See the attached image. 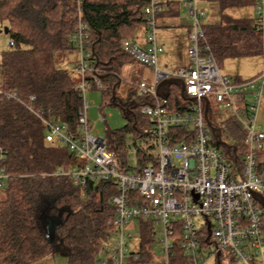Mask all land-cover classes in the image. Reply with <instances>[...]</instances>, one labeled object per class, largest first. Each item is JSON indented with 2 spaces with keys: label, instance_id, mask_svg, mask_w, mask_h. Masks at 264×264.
<instances>
[{
  "label": "trees",
  "instance_id": "16d2710c",
  "mask_svg": "<svg viewBox=\"0 0 264 264\" xmlns=\"http://www.w3.org/2000/svg\"><path fill=\"white\" fill-rule=\"evenodd\" d=\"M161 1V14L177 15L182 8L183 0ZM207 1L219 4L221 19L215 24L202 23L200 45L218 67L227 59L264 56L257 20L237 19L225 13L230 8H256L258 0ZM149 3L82 0L80 14L79 0H0V19L9 28L13 46H27L4 52L0 61V150L6 152L1 166L7 174L6 186L0 189V264H36L57 254H65L68 264H100L108 242L106 221L115 214L110 201L118 194L117 185L107 182L81 188L68 176H56L60 167L67 169L74 164V156L66 147L45 140V127L27 106L41 109L46 118L76 131L83 97L76 89L75 74L56 67L54 57L56 53L75 52L73 36L81 24L86 25L90 62L104 85L99 111L117 107L126 119L123 128L107 131V149L120 172L141 171L152 160L148 151L154 149L149 146L153 124L141 113V107L153 99L140 96L132 102L131 98L117 96L116 89L122 67L135 61L124 52L123 43L134 40L137 29L146 25L144 10ZM175 83L172 80L165 85L169 89L163 95L166 101L162 96L163 103L169 110L181 112L186 109L184 100H188L182 88H172ZM14 91L17 99H7L6 94ZM130 92L137 96L134 88ZM33 95L36 101L32 103ZM206 119L218 149H231L237 158L247 153L246 136L235 117L225 119L219 128L208 115ZM131 138L132 145L138 147L134 166L129 160ZM142 143L148 145L147 150ZM258 165L264 171V163L258 160ZM59 215L60 222L49 235L46 224ZM139 224L142 243L135 264H146L151 260L146 247L154 242L153 231L150 224ZM172 252L170 264H193L179 245H174ZM221 258L214 264H222Z\"/></svg>",
  "mask_w": 264,
  "mask_h": 264
},
{
  "label": "built area",
  "instance_id": "2783aa9c",
  "mask_svg": "<svg viewBox=\"0 0 264 264\" xmlns=\"http://www.w3.org/2000/svg\"><path fill=\"white\" fill-rule=\"evenodd\" d=\"M161 3L150 0L144 10L146 46L133 40L123 43V50L131 59L155 72L150 84L138 85L140 96L153 99L151 104L141 107V113L152 121L149 146H154L148 151L151 162L141 171L120 172L114 155L107 149L106 139L90 132L87 115L92 106L86 101V93L102 91L104 85L90 62L87 47L91 42L86 25L81 24L73 36L74 47L82 58L72 72L79 77L76 89L84 101L76 131L46 118L39 108L28 105V110L45 127V140L66 147L74 156V164L67 169L60 167L56 176H68L81 188L107 182L117 185L118 194L110 201L115 214L106 221L108 242L100 264L138 261V252L128 249L133 238L128 230L140 221L150 224L154 239L162 245L163 264H170L174 245H179L193 264H208L219 256L224 258L225 254L236 263L264 264V171L258 165V153L264 148V133L258 123L264 99V71L246 80L221 74L214 57L205 54L200 45L202 23L207 17L199 9V0L182 3L185 18L191 21L188 50L191 68L176 73L160 71L161 50L156 31L158 17L163 12ZM255 9L264 43V0H258ZM79 13L82 14V0H79ZM172 80L181 81L191 103L184 111H171L163 103L159 85ZM210 97L230 110L241 124L247 145L244 156L226 158L215 146L205 113ZM6 98L17 99V92L6 94ZM35 101L36 96H31L30 102ZM100 121L105 122V118L100 116ZM142 146L148 149V145L142 143ZM131 150L137 161L138 147L129 142ZM5 155L0 150V189L7 182L1 166ZM139 228L142 232L140 224ZM177 237L181 240L171 241Z\"/></svg>",
  "mask_w": 264,
  "mask_h": 264
},
{
  "label": "rangeland",
  "instance_id": "374dc122",
  "mask_svg": "<svg viewBox=\"0 0 264 264\" xmlns=\"http://www.w3.org/2000/svg\"><path fill=\"white\" fill-rule=\"evenodd\" d=\"M200 1H201L200 4L202 3L206 5L205 6L206 8L204 9L205 11L204 10L203 11L206 13L207 18L204 22L213 23L219 20L218 21L219 23L221 19L219 4L214 3V2H209L207 0H200ZM209 7L211 8L210 10H209ZM246 9L248 13L253 11L251 7H245L241 11H244ZM185 12L186 11H184L183 14H185ZM236 12L237 11H234L233 9H231V10H227L226 14L231 17L238 18L237 16L239 15H237L238 13ZM255 13H256V9H255ZM7 28H8L7 24L3 23L0 19V61H1V56L4 52H7L9 50L27 49V46L25 45L11 46L12 41L10 39V34L5 32V29ZM158 31L159 29L156 31L157 45L159 44L158 43ZM161 46H162V53L158 56L159 70H161L160 68H162L164 64L163 59H167V58H170V56H174L172 55V53L174 54L178 53V51L175 50L177 44L168 42L166 44H162ZM189 46L190 45L188 44V50H189ZM81 56L82 55L80 51H75L73 53H65V52L56 53L54 57L55 65L56 67L60 69H65L72 73V70L81 62V58H82ZM261 57L264 60V56H261ZM261 57H252L251 59L247 60L249 61L248 63H252V64L247 65L245 67V70H247L251 74H255L254 72L259 70L261 72L258 75H260L264 71V65H262L261 63V65H259V67L257 68L256 63L257 61H262ZM257 58H259L260 60H258ZM173 66H174L173 64H170V69ZM230 66L232 68L236 67V65H233V64H230ZM222 69L223 67L220 66L221 74H223ZM73 76H74V80L77 81L78 77L75 75ZM138 81L139 79L136 80V84H138ZM0 82H1V75H0ZM134 85L135 84L129 85V84H126L125 82H122V83L120 82V84L117 86V89H116V95L125 100H128L129 98H131L132 102H136V100L138 99L136 98L133 92H130L132 88L136 87V85L135 86ZM179 87L180 88L182 87L181 81H176V83L172 85V88L174 89L179 88ZM168 89H169L168 86H165L162 88V91L165 92ZM85 98H86V101L90 103L92 106L89 114L87 115V118L89 120V129L92 134L99 135L104 138L106 137V133L108 130L121 129L126 125V119L124 118V115L120 108L109 107V108H106L105 113H101L98 110L99 106L102 103L101 91H89L86 93ZM146 98L147 96L144 97V100ZM180 99L183 100V97L180 96ZM209 100H210V109L208 113L209 120L214 125V127L219 128V126H221V122H223L225 119L232 116L233 114L230 110H228L227 108H225L224 106L216 102V100L213 97H210ZM184 103L186 106H189L191 104L189 101H186V100H184ZM100 116L105 118V122L100 121ZM258 123L263 130L262 132L264 133V99L262 100L260 104V108H259ZM131 141H132V138L129 140V142ZM226 143L227 145L230 144L228 140H226ZM262 151L264 152V149ZM220 152L224 153L226 158H230L231 156H234V153L232 152L231 149L221 148ZM129 160L132 166L136 164V161L134 159V152L132 150L129 151ZM132 227H134L132 230H128L133 235V238L128 243V249L130 252H139L141 248V243H142V239H141L142 232L139 228V222L132 224ZM175 240L180 241L181 238H178V237L177 239L171 238L172 242H175ZM162 249H163L162 245L160 244L158 239L155 238L154 242L149 247H146V250L151 255V260L146 264H163L162 263ZM101 257H103V255ZM222 261H223L222 264H240V263H234L232 261V258L226 256V254L224 255V258ZM214 263H215V259L208 262V264H214ZM36 264H68V258L65 254H57L55 256H49L43 259L42 261L37 262Z\"/></svg>",
  "mask_w": 264,
  "mask_h": 264
},
{
  "label": "crops",
  "instance_id": "0c3cea01",
  "mask_svg": "<svg viewBox=\"0 0 264 264\" xmlns=\"http://www.w3.org/2000/svg\"><path fill=\"white\" fill-rule=\"evenodd\" d=\"M200 2L201 1L199 0V4H198L199 9L203 11L206 8L205 7L206 5L202 4V3L200 4ZM182 3H183V1H182ZM244 8L245 7L230 8L228 10L233 9L234 11H237L236 13H238L237 15H239V16H237L238 17L237 19H246V20H249L251 22H255L256 21L255 7H251L253 9V11H251L250 13L247 12V9L244 11H241ZM210 9L211 8L209 7V10ZM184 11H186V9L183 7V4H182V8L180 9V11L177 15L161 14L157 20V22H158L157 30L159 29V31H158V43L160 44V45L158 44V46L161 50L159 55L162 53V46H161L162 44H166L168 42L169 43L172 42L173 44H177L175 50L178 51V53H176V54L172 53V55H174V56H170V58L163 59L164 64H163L162 68H160V69L166 73H176L181 69H189L192 66V62H191V59H190L189 54H188L189 30H190L191 21L185 18L186 12H185V14H183ZM220 16H221V11H220ZM206 17H207V15H206ZM233 18H235V17H233ZM204 21H203V23H206ZM218 21L213 22L212 24L218 23ZM138 29L136 32V37L133 41H135V42L139 43L141 46L145 47L146 46L147 27L145 25H141ZM251 58L227 59L223 63V65L221 66V67H223V69H222L223 74L222 75L228 76V77H231V78L237 79V80H246V79H249V78H252V77L258 75L261 72L259 70L254 72L255 74H251L250 72L245 70V67L247 65L252 64V63H248L249 61H247ZM257 59L260 60L259 58H257ZM261 59H262V61H257V63H256L257 68L259 67V65H261V63H262V65H264V60L262 57H261ZM170 64L174 65L171 69H170ZM230 64L236 65V67L232 68L230 66ZM219 70H220V67H219ZM0 75H1V69H0ZM154 78H155V72L153 69L148 68V67H146L140 63H137L135 61H132V60L128 61L122 67V69L120 71L121 83L125 82L126 84H129V85H133V84L136 85V87H134L135 91L137 92L136 98L140 97L138 85L141 82H147L150 84L154 80ZM137 79H139L138 84H136ZM78 81H79V77H78L77 82ZM161 93L164 95L167 93V91L163 92L161 90ZM260 128H261V126H260ZM261 130H262V128H261ZM262 150L258 153V160L260 162L264 163V152Z\"/></svg>",
  "mask_w": 264,
  "mask_h": 264
},
{
  "label": "water",
  "instance_id": "95a60500",
  "mask_svg": "<svg viewBox=\"0 0 264 264\" xmlns=\"http://www.w3.org/2000/svg\"><path fill=\"white\" fill-rule=\"evenodd\" d=\"M5 32L6 33H9V28H7V29H5ZM11 46H13V44L11 43ZM171 83V81H165V82H162L160 85H159V88L160 87H163V86H165V85H168V84H170ZM182 91H184V86H183V84H182ZM163 98L165 99V101H166V99H167V96L165 95V96H163ZM209 106H210V103H209V101H206V108H205V113H206V116H207V114H208V110H209ZM263 207H264V201H263ZM61 215V214H60ZM60 215H59V217H57V219H55V220H49L48 222H47V224H46V227H47V231H48V234L49 235H52L54 232H55V227L58 225V223L60 222Z\"/></svg>",
  "mask_w": 264,
  "mask_h": 264
}]
</instances>
